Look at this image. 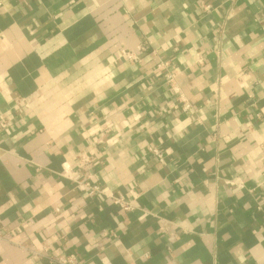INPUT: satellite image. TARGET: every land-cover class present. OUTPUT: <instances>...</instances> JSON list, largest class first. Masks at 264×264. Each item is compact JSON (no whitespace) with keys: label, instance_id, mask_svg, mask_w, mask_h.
Listing matches in <instances>:
<instances>
[{"label":"crops","instance_id":"obj_1","mask_svg":"<svg viewBox=\"0 0 264 264\" xmlns=\"http://www.w3.org/2000/svg\"><path fill=\"white\" fill-rule=\"evenodd\" d=\"M263 142L264 0H0V264H264Z\"/></svg>","mask_w":264,"mask_h":264},{"label":"built area","instance_id":"obj_2","mask_svg":"<svg viewBox=\"0 0 264 264\" xmlns=\"http://www.w3.org/2000/svg\"><path fill=\"white\" fill-rule=\"evenodd\" d=\"M147 49L148 48H146V47H140V50L141 51H146ZM123 54L128 59L135 60V61H139L138 55L135 54V53L128 52V51H124ZM169 81L172 84L174 83V79H173V76L172 75L169 76ZM173 88H174V90H176L174 86H173ZM189 108H190V105L189 104H186L185 109H189ZM2 126L3 127L6 126L5 125V122L2 123ZM149 152L152 153L153 155H155L156 157H158L161 162L164 161V155L158 150V148H156L154 146H151L149 148ZM262 152H263V161H264V142L262 144ZM81 162L87 164V163L90 162V159L88 157H83L81 159ZM77 183L79 185L85 187L88 190L87 194L90 197L95 198L98 195L105 194L104 191L98 185L93 184L90 181H86L84 183H80V182H77ZM109 197L111 198L113 204H115L116 206H118L121 210H123V211H130V210H132V208H133L132 201L127 200L124 196H122V195H111ZM56 210H59V209L56 208ZM54 261L57 264H80L78 262L77 256L75 254L63 255V256L57 257L56 259H54Z\"/></svg>","mask_w":264,"mask_h":264}]
</instances>
